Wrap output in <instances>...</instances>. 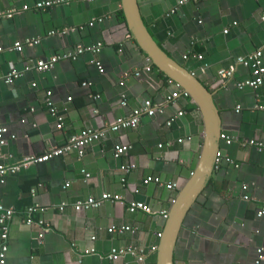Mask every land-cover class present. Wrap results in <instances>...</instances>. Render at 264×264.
Masks as SVG:
<instances>
[{"label":"crops","instance_id":"crops-1","mask_svg":"<svg viewBox=\"0 0 264 264\" xmlns=\"http://www.w3.org/2000/svg\"><path fill=\"white\" fill-rule=\"evenodd\" d=\"M40 1L0 0V10L31 7L11 19H0L1 77L40 59L76 55L80 48L101 44V50L99 55L84 52L76 60H61L49 72H27L13 86L0 83V128L7 130L8 141L0 152V165L43 155L88 128L106 129L130 117L147 100L165 112L144 115L137 129L110 133L90 144L82 160L69 154L9 175L0 186V204L15 211L7 264H158L160 235L167 224L164 213L170 214L172 200L200 163L204 116L190 96H180L176 104L167 102L182 89L137 46L121 0H68L47 11L33 9ZM138 4L155 40L213 94L223 135L233 139L230 145L222 141L213 177L186 215L174 262L264 264V216L258 217L264 205V148L255 146L264 145V88L239 87L252 77L239 60L264 50V0H138ZM28 40L40 44L27 43L22 52L14 48ZM149 66L151 72L145 70ZM220 70H232V78L222 80ZM137 71L140 77L133 75ZM48 92L65 116L62 130L56 128L46 105ZM123 96L126 107L121 104ZM118 145L131 148L119 159L114 156ZM130 165L134 170L124 174L122 168ZM82 170L91 177L86 180ZM148 177L173 182L176 188L145 184ZM106 193L122 200L75 211L78 201ZM133 202L151 211L130 212ZM35 204L45 211L34 213L29 225L27 210ZM113 226L138 230L109 233ZM121 248H134L145 260L139 262L129 254L110 259L113 250Z\"/></svg>","mask_w":264,"mask_h":264},{"label":"built area","instance_id":"built-area-1","mask_svg":"<svg viewBox=\"0 0 264 264\" xmlns=\"http://www.w3.org/2000/svg\"><path fill=\"white\" fill-rule=\"evenodd\" d=\"M68 0H43L40 2H37L33 9L39 10V11H47L48 9H51L53 7L60 6L61 4L66 3ZM95 1V0H90ZM195 2H201L203 0H194ZM31 7L29 6H23L21 10L18 9H8V10H0V19H11L17 14H20L21 12L29 11ZM262 20L264 21V14L262 16ZM93 26V23L90 24ZM228 33V31H226ZM28 40L24 44L16 43L14 45V48L17 49L19 52H22L25 45H38L40 44V40ZM101 50V44H98L97 46L91 47V48H80L76 55L72 53H66L61 56H54L50 59H40L38 60L34 66L32 67H26L23 71H19L17 69H12L6 76H0V83H4L8 86H13L15 82L24 76L27 72L35 71L38 73H45L52 71L57 63H59L61 60H67V59H73L76 60L78 55L83 54L84 52H92L94 54H98ZM2 51V49H0ZM263 55L264 50L260 49L254 54L246 57L241 58L239 60L240 64H242L244 67L249 68L251 70L252 77L251 79L245 80L244 82L239 84L240 88L249 87L255 90H258L260 88H264V64H263ZM200 60H202V56L198 57ZM97 67L99 69L100 73H104V68L100 62H97ZM147 72L152 71V67H147L145 69ZM135 77H140L141 72L137 71L135 74H133ZM130 75L127 74L124 78V80L121 82V85L125 84V80L128 79ZM219 76L222 80H228L232 78L233 72L232 70H220ZM36 86V84H34ZM182 92V93H180ZM189 97V94L184 91L175 92L172 96H169L167 98V102L170 104H176V100L180 97ZM95 99L99 100L100 96L95 97ZM122 107L127 106V99L126 96H123L122 99ZM46 105L48 107L50 115L54 118L56 123V128L58 130H62L65 125V116L61 113L60 109L56 106L52 99V92H48L46 94ZM264 109V108H262ZM97 112V111H96ZM165 112L164 107H155L152 101L147 100L144 102V105L141 108L135 109L130 117H124L119 119L113 124H110L108 128L103 130H95V129H86L79 134L73 136L68 140L67 143H65L61 147H55L48 152L44 153L40 156H30L26 159H24L21 163L12 165V166H5L0 165V186L4 185L6 183L7 177L11 174L18 173L22 168L28 167L30 165H37L49 162L56 158H61L63 156L69 155V154H76L80 160H82L86 155V149L87 146L94 142H100L108 137V134L110 133H117L120 131L125 130H134L137 129L140 120L142 116L146 115L148 117H154L157 114H163ZM178 116H184V112H179ZM7 133V130L4 128H0V152L3 151L4 147L8 145V141L5 138V135ZM222 140L227 144L230 145L233 143V139L230 137H227L225 135H222ZM251 146H254L255 144L253 142L250 143ZM258 145V146H257ZM257 148H264V145L262 144H256ZM131 148L126 145H118L115 147L114 156L115 158L119 159L123 156H126L130 152ZM221 156V153H218V160ZM135 166H124L122 168L124 174H130L134 170ZM85 174L86 180L91 177L89 173H87L85 170L81 171ZM193 175V174H192ZM126 178H122V182H126ZM145 184L155 183L160 186L166 187L169 190H174L176 188V184L173 182H164L160 177H148L145 182ZM35 193V191H33ZM248 198V197H247ZM122 200V197L120 195L115 194H103L100 198H94L90 197L86 200L78 201L74 205V209L76 212L81 211H88L93 209H98L103 206L104 202H118ZM172 202L175 204L176 199H173ZM66 207V204L63 203L60 207V211H64ZM130 212H136L137 210H143L145 212H150L151 209L147 205L141 203V202H133L130 205ZM45 209L42 208L39 204H35L28 208V219L27 224L32 225L33 219L32 216L34 213L37 212H44ZM15 211L13 209L5 208L3 205L0 204V264H7V253L9 251V244H8V238L10 233V222L14 218ZM164 216L167 218L168 214L164 213ZM264 216V205L262 206L261 210L258 212V217ZM43 221L39 222V225H42ZM138 229L133 228L130 226H122V227H116L113 226L109 228V233H125V232H131L135 233ZM162 237V235H160ZM93 240L95 238L93 237ZM92 253L94 251H91ZM88 251L87 253H91ZM259 253L261 254L262 251L259 250ZM132 255L136 256L138 258L139 262H143L144 256L143 254H139L134 248H121L117 250H113L112 254L110 255V259L117 261L121 258H123L126 255Z\"/></svg>","mask_w":264,"mask_h":264},{"label":"water","instance_id":"water-1","mask_svg":"<svg viewBox=\"0 0 264 264\" xmlns=\"http://www.w3.org/2000/svg\"><path fill=\"white\" fill-rule=\"evenodd\" d=\"M121 4L128 30L137 46L160 72L174 82L179 89L189 94L204 116L206 130L199 166L181 190L167 217L158 251V264H175V247L186 215L213 177L218 153L221 151L223 132L220 113L213 94L199 77L169 56L155 40L142 18L138 0H121ZM97 62L99 61L95 62V66L98 69Z\"/></svg>","mask_w":264,"mask_h":264},{"label":"bare ground","instance_id":"bare-ground-1","mask_svg":"<svg viewBox=\"0 0 264 264\" xmlns=\"http://www.w3.org/2000/svg\"><path fill=\"white\" fill-rule=\"evenodd\" d=\"M194 174V173H193Z\"/></svg>","mask_w":264,"mask_h":264}]
</instances>
